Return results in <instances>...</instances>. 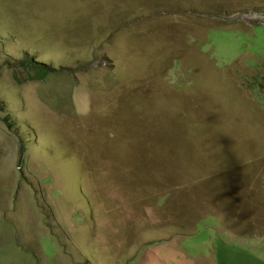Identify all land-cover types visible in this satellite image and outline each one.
<instances>
[{"label": "rangeland", "instance_id": "1", "mask_svg": "<svg viewBox=\"0 0 264 264\" xmlns=\"http://www.w3.org/2000/svg\"><path fill=\"white\" fill-rule=\"evenodd\" d=\"M263 88L264 0H0V264H264Z\"/></svg>", "mask_w": 264, "mask_h": 264}, {"label": "trees", "instance_id": "2", "mask_svg": "<svg viewBox=\"0 0 264 264\" xmlns=\"http://www.w3.org/2000/svg\"><path fill=\"white\" fill-rule=\"evenodd\" d=\"M28 56V55H26ZM26 66H30L29 69L31 71L30 73V79H44L46 76L49 75L50 72H52L51 66H48L46 64H37L35 63L32 58L29 59L28 62L25 63ZM263 94L264 97V88L262 89L261 95Z\"/></svg>", "mask_w": 264, "mask_h": 264}, {"label": "built area", "instance_id": "3", "mask_svg": "<svg viewBox=\"0 0 264 264\" xmlns=\"http://www.w3.org/2000/svg\"><path fill=\"white\" fill-rule=\"evenodd\" d=\"M239 17L254 19V18H257L258 16L256 14H254V13H252V14L251 13H244V14L239 15Z\"/></svg>", "mask_w": 264, "mask_h": 264}, {"label": "crops", "instance_id": "4", "mask_svg": "<svg viewBox=\"0 0 264 264\" xmlns=\"http://www.w3.org/2000/svg\"><path fill=\"white\" fill-rule=\"evenodd\" d=\"M1 240V239H0ZM1 255V254H0ZM1 257H2V255H1ZM3 258V257H2Z\"/></svg>", "mask_w": 264, "mask_h": 264}]
</instances>
